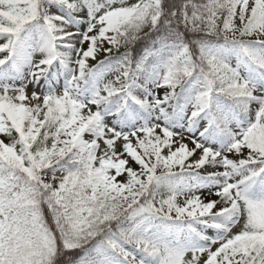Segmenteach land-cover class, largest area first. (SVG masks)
Wrapping results in <instances>:
<instances>
[{
	"label": "snow or ice",
	"instance_id": "snow-or-ice-1",
	"mask_svg": "<svg viewBox=\"0 0 264 264\" xmlns=\"http://www.w3.org/2000/svg\"><path fill=\"white\" fill-rule=\"evenodd\" d=\"M0 264H264V0H0Z\"/></svg>",
	"mask_w": 264,
	"mask_h": 264
},
{
	"label": "rangeland",
	"instance_id": "rangeland-1",
	"mask_svg": "<svg viewBox=\"0 0 264 264\" xmlns=\"http://www.w3.org/2000/svg\"><path fill=\"white\" fill-rule=\"evenodd\" d=\"M103 58H104V57H103V54L101 53L100 56L98 57V59H103ZM93 63H95V62H93ZM204 195H207V193L205 192ZM235 230H238V229H235ZM210 234H211V233H210Z\"/></svg>",
	"mask_w": 264,
	"mask_h": 264
}]
</instances>
